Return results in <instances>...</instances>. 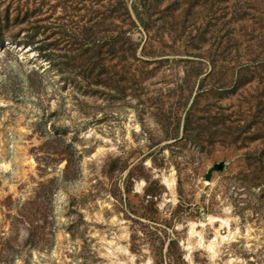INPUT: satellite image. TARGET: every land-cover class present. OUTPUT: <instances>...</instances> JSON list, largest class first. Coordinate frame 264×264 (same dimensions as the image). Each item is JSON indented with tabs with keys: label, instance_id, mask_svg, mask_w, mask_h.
I'll return each instance as SVG.
<instances>
[{
	"label": "rangeland",
	"instance_id": "1",
	"mask_svg": "<svg viewBox=\"0 0 264 264\" xmlns=\"http://www.w3.org/2000/svg\"><path fill=\"white\" fill-rule=\"evenodd\" d=\"M0 264H264V0H0Z\"/></svg>",
	"mask_w": 264,
	"mask_h": 264
},
{
	"label": "bare ground",
	"instance_id": "2",
	"mask_svg": "<svg viewBox=\"0 0 264 264\" xmlns=\"http://www.w3.org/2000/svg\"><path fill=\"white\" fill-rule=\"evenodd\" d=\"M164 182L166 183V185H167L168 187H171V186H172V183H171L168 179L165 178V179H164ZM209 219H211V220H218L219 218L216 217V216H210Z\"/></svg>",
	"mask_w": 264,
	"mask_h": 264
}]
</instances>
